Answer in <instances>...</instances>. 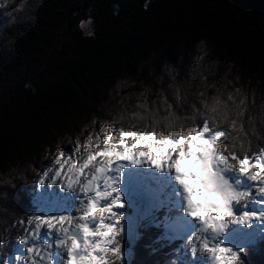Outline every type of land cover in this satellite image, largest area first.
<instances>
[{
	"label": "trees",
	"instance_id": "trees-1",
	"mask_svg": "<svg viewBox=\"0 0 264 264\" xmlns=\"http://www.w3.org/2000/svg\"><path fill=\"white\" fill-rule=\"evenodd\" d=\"M214 98L237 150L264 148V0H0V264L59 149L154 119L175 135ZM155 219L123 241L127 264L183 259ZM241 255L264 264V234Z\"/></svg>",
	"mask_w": 264,
	"mask_h": 264
},
{
	"label": "snow or ice",
	"instance_id": "snow-or-ice-1",
	"mask_svg": "<svg viewBox=\"0 0 264 264\" xmlns=\"http://www.w3.org/2000/svg\"><path fill=\"white\" fill-rule=\"evenodd\" d=\"M220 104L214 98L211 106L205 105L207 111L202 115L206 118L201 125L187 129L181 125L175 135L159 130L154 119L142 127L132 124L129 130L103 129L104 138L95 145L90 136L74 149L76 154L81 147L89 150L80 164L62 161L64 151L53 157L61 169L67 166L66 174L55 171L48 175L52 172L49 167L39 185L60 181L61 191L70 195L59 204L61 213L34 214L20 222L26 234L19 239L23 247L15 260L27 264H54L59 259L63 264H127L123 241L131 240L134 234L138 238L140 224L133 228L122 211L126 209L123 177L132 168L147 166L160 173L165 189L171 179L179 186L153 209L157 219L152 224L159 226L158 214L163 211L170 238L182 241L181 254L189 257L186 264H242L245 247L237 242L245 230L255 225L264 233V148L251 154L238 151L237 137L223 127L229 122L227 105L222 110ZM138 107L148 110L147 104ZM231 128L237 130L235 119ZM117 132L118 138L114 135ZM96 139L100 140L99 134ZM90 167L94 171L89 175L85 170ZM42 229H46L47 239L40 243ZM61 253H66V258Z\"/></svg>",
	"mask_w": 264,
	"mask_h": 264
},
{
	"label": "rangeland",
	"instance_id": "rangeland-1",
	"mask_svg": "<svg viewBox=\"0 0 264 264\" xmlns=\"http://www.w3.org/2000/svg\"><path fill=\"white\" fill-rule=\"evenodd\" d=\"M80 28H81L82 32L86 35H90L93 31V26H92V23L90 21L81 22ZM114 135H116L118 138V133H114ZM99 137H100V140H97V139L92 140L93 145L100 143V141L103 140V138H104L103 133ZM100 146H101V148L103 147L102 144ZM74 149L75 148H71V149H67V150H65V149L60 150L59 149V154L61 151L65 152V156L63 158H61L62 161L63 160H71V161H74V162H77L78 164H80L83 162V159H86L87 155L89 154V150L84 149L83 147L80 148L79 154L74 153ZM70 153H72L71 156L69 155ZM57 157H59V155ZM66 167L67 166H65V169H61V165L56 164L55 161L53 160V163L51 166L52 172L48 173V171H46L45 173H48V175H54L55 171H65V174H66ZM145 168H146V171H142L143 168H135V170L133 168L132 172H140V177H138L135 182H132V180H131L132 179L131 173L126 172L124 174V177H123L122 192L124 194L126 205H128V207L131 210L130 216L126 217V219L133 226V228L135 227L136 223L139 220L151 215L153 213V209L155 207L159 206L162 202H165L166 197L170 193H172V189H174V188L178 189L177 185H175V182H173L174 179H171L172 183H169L173 188L172 187L167 188L166 189L167 193H162V192H160V189H153L152 187L150 188V187L146 186L143 182L145 180V177L149 176V174H150V177L152 178V180H154L157 178L156 174H158V172H156L154 170L150 171L151 168H149L147 166H145L144 169ZM147 169H149V171ZM41 178L46 179V176L43 175ZM61 180H64V178L62 177ZM64 182L66 183V180ZM58 183H60V182L58 181ZM149 184H151V183H149ZM34 185H36V192L33 196L34 201H35V207H36L35 208L36 209L35 214L45 215L48 213H52L53 212L52 209L57 208L55 206L59 207L60 198H61L62 194H63L62 198H64V194L66 191V190L61 191L60 184H57L56 192L52 191V187L54 185L51 184V181H46V184L43 187H41L39 185L38 181L34 182ZM135 191L137 192V194L140 192L144 193V196L141 198V201H139L138 197L135 196V193H134ZM158 195H160L159 198H157ZM151 197H152V200H150ZM172 199H176V197L173 195ZM55 212L56 211H54V213ZM61 212H62V209L60 208V210L59 209L57 210L56 214H59ZM182 214L183 213H180L181 216H182ZM166 222H167V217L165 216L163 218V223H162V229H163L164 236H165V237H163V239L170 241L171 235L165 234ZM252 229H253V231H251L250 233H249V230H246V234H247V236H249V242L246 240V234H245V238H240V240L237 242L238 246L241 244L245 245V244L251 243L252 240L250 241V239L253 238V236H259V235L263 234V233H260L256 227H253ZM43 230L46 231V229H42L40 236L45 238L46 235H45V231H43ZM19 239L14 241L13 254L11 257H9L7 259L6 264H27V262H24V261L17 262L15 260V256L20 249ZM183 256H184L185 261L187 262L189 257L187 255H183ZM179 264H183V263H179Z\"/></svg>",
	"mask_w": 264,
	"mask_h": 264
},
{
	"label": "bare ground",
	"instance_id": "bare-ground-1",
	"mask_svg": "<svg viewBox=\"0 0 264 264\" xmlns=\"http://www.w3.org/2000/svg\"><path fill=\"white\" fill-rule=\"evenodd\" d=\"M134 170H135V168H134ZM148 171H149V169H147ZM151 170H155V169H151ZM86 172H87V174H91L93 171H94V169H92L91 167L89 168V169H86L85 170ZM143 171H146V168L144 169L143 168ZM146 173V172H145ZM133 179V178H132ZM146 180H148V181H150L151 183H152V187H154V186H156V184L154 183L155 181H153L152 179H150V178H146ZM165 181V180H164ZM60 182V181H59ZM168 182H170V183H172V180H169ZM174 182V181H173ZM57 184H60V183H57ZM57 184H55L53 187H52V191H54V192H56V190H57ZM147 184V183H146ZM158 184H160L159 182H158ZM148 186H149V184H147ZM151 187V186H150ZM173 188V187H172ZM177 188H179V186H177ZM162 191L164 192V193H167V191H166V189H162ZM172 191H173V189H172ZM65 195L67 196V195H70L69 193H67V191H65ZM65 197V196H64ZM63 199V198H62ZM181 199H182V197H181ZM57 209L58 208H56V209H52L53 210V214H55L54 213V211H57ZM73 215H78V213H75V212H73ZM183 215V214H182ZM190 219V218H189ZM43 231H45V230H43ZM55 233H53V236L55 237ZM47 239V237H42V236H40V243H43L44 242V240H46ZM50 242H53L54 243V241H50ZM55 249H53V251H54ZM61 257L62 258H66V253H61ZM38 259V258H37ZM63 259H59V260H55V264H63Z\"/></svg>",
	"mask_w": 264,
	"mask_h": 264
}]
</instances>
